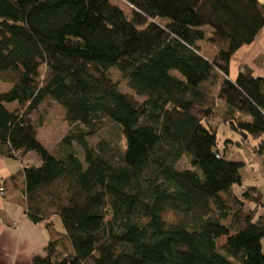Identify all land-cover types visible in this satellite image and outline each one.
Listing matches in <instances>:
<instances>
[{"label":"trees","instance_id":"16d2710c","mask_svg":"<svg viewBox=\"0 0 264 264\" xmlns=\"http://www.w3.org/2000/svg\"><path fill=\"white\" fill-rule=\"evenodd\" d=\"M123 1L129 19L110 0H0V157L40 161L9 177L47 235L31 264H264V194L240 189L243 164L215 135L256 140L264 164V77L239 65L228 78L264 3ZM57 119L67 129L47 150L37 129Z\"/></svg>","mask_w":264,"mask_h":264},{"label":"crops","instance_id":"0c3cea01","mask_svg":"<svg viewBox=\"0 0 264 264\" xmlns=\"http://www.w3.org/2000/svg\"><path fill=\"white\" fill-rule=\"evenodd\" d=\"M110 3L117 6L128 19L131 17V7L123 0H110ZM260 3H264V1ZM239 65H246L256 76L264 77V28L250 44L243 45L233 52L229 62V74L231 73L229 78L231 80L236 77ZM13 107L8 108L12 109ZM59 125V127H63L61 135L58 134L57 131L60 130L53 121L45 127L39 128L43 131L41 134L37 129V140L45 149L50 150L66 131L65 123L59 122ZM236 155L238 156V154ZM250 159V163L254 165L247 168L258 171L259 177L257 179L255 172L240 176L242 184L240 189L245 186L254 187L260 194H264L262 157L254 154L252 150ZM229 161L234 160L230 157ZM237 161L241 162L240 160ZM39 164L40 161L33 152H27L20 159L0 157V188L2 189L0 191V264H31L33 257L44 256L47 235L43 224L33 223L25 214L22 179L17 182L9 180V177L19 172L23 166L37 167ZM3 185L5 191L2 188ZM259 188H262V191ZM54 224L55 227L57 224L60 225L58 220ZM221 224L227 223L222 222ZM225 240V237H220L216 241V246H220ZM261 251L264 253V237L261 240Z\"/></svg>","mask_w":264,"mask_h":264},{"label":"rangeland","instance_id":"374dc122","mask_svg":"<svg viewBox=\"0 0 264 264\" xmlns=\"http://www.w3.org/2000/svg\"><path fill=\"white\" fill-rule=\"evenodd\" d=\"M258 1L263 2L264 0H258ZM111 75L113 76V78L115 80L118 81L119 88L122 92H129V90L126 87L125 80L122 78V76L118 72L112 71ZM229 75L231 76V73L229 74V72H228V78H229ZM8 86L9 85L6 82H4L0 79V91H6L8 89ZM53 122H55L56 127L60 130V131H57L58 134L61 135V133L63 132V127L62 128L59 127L60 126L59 125V122H60L59 119H57ZM61 123H63V122H61ZM41 132H43L42 129H39V134H41ZM51 132H53V130H51ZM215 135H216V140H217V149L224 151L225 159L229 160V158L231 157V159H233L234 161L240 160L241 163L243 164L242 167L240 168V171H239L240 176L250 175L251 173L253 174V172H255V176L258 179V177H259L258 171L256 172L252 168H247L248 166L254 165L253 163H250V160H251L250 154L252 153V148L255 145L256 140L249 137V139L245 143H241L240 145H237L235 142H237V141L240 142V140H239L240 135L231 131L230 128L228 127V125H226V124H218L216 126ZM102 136L106 137L108 139V141H110V143H112L113 145H119L120 144V136L117 132L116 127L109 126L108 128L105 129ZM99 138H100L99 136L90 137L88 139V143L91 146H95L97 144V142L99 141ZM236 154H238V156ZM78 155H79V157H81L80 150H79ZM176 167L179 170H184V169L189 168V166L186 163L185 158H182L177 163ZM236 188H238V186H236L235 189ZM259 190L262 191V188H259ZM222 197L224 198V195H222ZM211 208H213V207L211 206ZM162 217L164 220H166L168 222L169 221L173 222V221H175L177 216L174 212L169 211V212L163 213ZM222 222L227 223L228 220H225ZM56 227L58 230L62 229L61 224L60 225L57 224ZM218 245H219V243H218Z\"/></svg>","mask_w":264,"mask_h":264},{"label":"built area","instance_id":"2783aa9c","mask_svg":"<svg viewBox=\"0 0 264 264\" xmlns=\"http://www.w3.org/2000/svg\"><path fill=\"white\" fill-rule=\"evenodd\" d=\"M2 189L0 188V191H1Z\"/></svg>","mask_w":264,"mask_h":264}]
</instances>
